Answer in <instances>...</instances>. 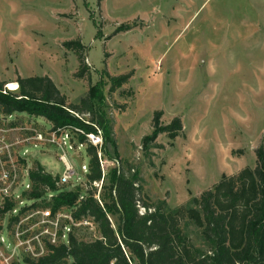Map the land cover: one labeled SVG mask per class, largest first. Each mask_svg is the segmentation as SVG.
<instances>
[{
  "label": "rangeland",
  "instance_id": "374dc122",
  "mask_svg": "<svg viewBox=\"0 0 264 264\" xmlns=\"http://www.w3.org/2000/svg\"><path fill=\"white\" fill-rule=\"evenodd\" d=\"M71 41L84 47L87 69L82 74L77 51L66 46ZM107 73L130 78L110 91ZM19 76H49L68 104L79 103L95 87L113 127L123 172L139 173L151 203L190 206L223 175L255 167L256 150L264 145V0H0V80L16 82ZM156 111H162L157 129L179 117L182 130L174 139L160 133L145 144ZM14 121L18 128L10 129ZM31 127L50 124L23 113L0 114V133L10 129L9 141ZM58 155L52 148H32L17 163L15 193L23 194L21 184L28 183L27 169L36 161L47 172L61 174ZM89 158L85 148L71 152L81 179L63 189L87 190L81 166ZM51 198L14 200L19 232L24 239L38 235L43 241L34 242L38 249L43 246L41 254L47 240L42 230L56 227L48 222L56 216L41 214ZM58 212L60 228L69 210ZM13 217L0 214V264H25L34 256L26 246H16ZM183 227L195 247L205 250L200 230L188 220ZM75 234L85 240L100 237L97 228L85 225L77 226Z\"/></svg>",
  "mask_w": 264,
  "mask_h": 264
},
{
  "label": "trees",
  "instance_id": "16d2710c",
  "mask_svg": "<svg viewBox=\"0 0 264 264\" xmlns=\"http://www.w3.org/2000/svg\"><path fill=\"white\" fill-rule=\"evenodd\" d=\"M130 28L127 26L126 30ZM66 46L77 51L82 74L87 69L83 45L71 41ZM107 76L111 81L110 91L121 88L130 78L129 74ZM16 82L18 88L12 90L5 87L8 82L0 80L1 115L13 117L23 113L45 119L54 129L78 128L86 133L98 127L103 132V157L118 159L113 127L103 109L102 94L95 87H90L88 95L79 103L68 104L66 96L49 76H19ZM80 114H88L90 119L87 121ZM161 116L162 111L155 112L154 130L145 137V144L160 133L174 139L182 130L179 117L157 129ZM17 124L14 121L9 126ZM77 138L87 143L90 157L85 175L87 190L83 192L80 186L63 189L67 187L58 185L59 175L47 172L36 161L29 170L31 189L23 196L40 199L50 192H58L46 208L51 207L52 213L67 209L75 222L92 219L100 237L85 240L75 234L77 227L72 226L68 244L45 240L44 252L26 257L25 264H264L263 144L256 150L255 167L225 174L200 197H194L190 206L170 209L165 203L154 204L145 197L136 171L126 175L121 166H112L103 176L97 148L84 134L77 133ZM102 180L97 197L94 183ZM12 207L13 202H6L0 214L5 215ZM10 220L13 224L17 218ZM184 220L191 221L200 230L205 250L192 243L184 230Z\"/></svg>",
  "mask_w": 264,
  "mask_h": 264
},
{
  "label": "built area",
  "instance_id": "2783aa9c",
  "mask_svg": "<svg viewBox=\"0 0 264 264\" xmlns=\"http://www.w3.org/2000/svg\"><path fill=\"white\" fill-rule=\"evenodd\" d=\"M11 117V116H10ZM16 129L18 127H10V129ZM10 129H6L5 132L0 133V196L3 200V203L0 202V208H3L5 203L8 201L13 202V207L11 210H9L7 213H11L13 218H17V220L14 222V229L11 231V233L16 237L17 240V247L26 246L27 250L31 252L33 255L41 254L40 251L43 249L42 245H39V249L37 248V245L34 241H37L41 243L43 240L39 239V236L36 235L33 239H24L22 237V234L19 232L18 229V223H20V213L18 210L14 207V200L20 198L23 196L22 193H15L14 190L15 184L19 181V169L17 167V163H19V160H24L29 154L30 150L32 148H40V149H49L52 148L58 152V159L62 162L64 169L61 174H59V180L58 185L63 186L71 181H79L80 175H78L74 164L72 163L70 159L71 152L74 153H80L82 149L87 148V143H82L77 138V133L84 134L87 137V141L91 143L93 146L97 148L98 152V158L100 161L101 169L103 171V176L108 172V163H110L112 166H120V160L114 159V160H108L103 157L102 154V146H103V132L100 128L96 127V131L86 133L83 129L78 128H56L54 129L52 126L45 128V129H38L37 127H31L30 129H27V132H23L22 128L19 136L15 138V140L9 141L8 137L6 136V132H8ZM25 130V129H24ZM14 148H16L17 151V158L16 160H13V151ZM88 163H83L81 166V171L84 175L88 173ZM31 168V167H30ZM27 169V178L28 183L22 182V187L24 188L23 191L26 192L31 189L32 183L29 176V170ZM50 173V172H49ZM53 174V173H51ZM103 183V180L100 183H94L95 186L101 187V184ZM23 192V193H24ZM100 192V191H99ZM99 192L96 195L99 196ZM22 194V195H21ZM50 197L53 196V193L50 192L48 194ZM47 195V196H48ZM25 198V197H24ZM82 198V196H81ZM24 201V199H23ZM41 214L45 215L46 217H55V221H49L50 224H55V229L49 230V227H45L41 234L45 236L47 241H49L52 244H58V243H65L68 244V236L69 232L72 229V226H88L93 229L96 228L94 222L92 219H83L81 222H75L72 218L70 212L68 216L66 217L67 220L65 221V224L63 227L58 228L59 216L61 214L58 213H52L50 211V208H46L41 211ZM54 214V215H53ZM69 223H68V222ZM3 242H5V238H1ZM11 245V244H9ZM43 251V250H42Z\"/></svg>",
  "mask_w": 264,
  "mask_h": 264
},
{
  "label": "bare ground",
  "instance_id": "6f19581e",
  "mask_svg": "<svg viewBox=\"0 0 264 264\" xmlns=\"http://www.w3.org/2000/svg\"><path fill=\"white\" fill-rule=\"evenodd\" d=\"M7 87L10 89H17L18 88V83L17 82H8Z\"/></svg>",
  "mask_w": 264,
  "mask_h": 264
}]
</instances>
